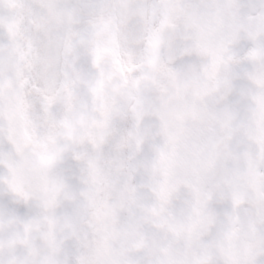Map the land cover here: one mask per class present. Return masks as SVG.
<instances>
[{
  "label": "clouds",
  "instance_id": "1",
  "mask_svg": "<svg viewBox=\"0 0 264 264\" xmlns=\"http://www.w3.org/2000/svg\"><path fill=\"white\" fill-rule=\"evenodd\" d=\"M0 264H264V0H0Z\"/></svg>",
  "mask_w": 264,
  "mask_h": 264
}]
</instances>
